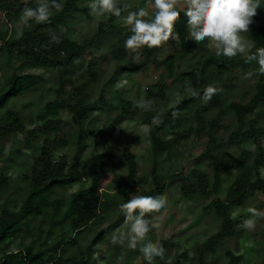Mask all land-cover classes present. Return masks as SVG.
I'll return each mask as SVG.
<instances>
[{
    "label": "trees",
    "instance_id": "trees-1",
    "mask_svg": "<svg viewBox=\"0 0 264 264\" xmlns=\"http://www.w3.org/2000/svg\"><path fill=\"white\" fill-rule=\"evenodd\" d=\"M60 0H57L59 3ZM79 0H64L62 11L51 15L49 23L37 24L31 21V27L24 28L17 36H8L6 31L0 35V71L2 72V84L0 86V140L13 134L20 133L23 146L32 148V142L44 134L47 130L56 127L61 128L65 123L59 116L61 110H66L70 115L71 123L77 128L76 148L74 154L68 158L67 155H58L57 152L64 145L63 137L49 138L44 136L39 144L38 152L32 157L30 171L23 173L22 179L28 181V189L19 203L12 207H7L5 203L0 210V264H89L88 255H80L71 258L68 263L62 252H58L62 245L68 242H76L74 238L70 240H59L56 243L47 244L53 224L67 225L74 231H79L87 226L91 221L100 216V212L107 210L109 200L102 193V188L109 173L119 166H123L125 174L114 185L116 197L119 199L114 203H126L133 196H159L164 193L167 185L177 184L181 193L186 197L202 196L208 198L207 178L201 173L198 165L204 160L213 171L212 187L218 186L219 177L226 171H234L235 178L227 188L224 198L215 193L209 202L203 206V210L211 212L219 220V227L213 234L203 241L197 248L193 257H189L186 250L175 254L169 260V255L173 248L177 247V242L171 238H162L158 242L165 248L166 253L163 258H155L156 264H186L189 261L193 264H218L209 261L208 255L217 249L227 237L236 235L235 226L237 220L231 215L234 206L245 203L247 194L254 191L264 192V179L260 176L259 167L264 162V155L261 149L264 138V126H255L251 119L253 113L258 110L264 111V75L258 77L255 83V91L251 98L246 101H231L225 107H219L225 86L222 84V77L229 70L241 66L245 69V57L238 54L231 59L227 57H217L215 50L203 57L198 65L190 70L178 73L174 79L178 83V92L182 94L183 100L173 107L166 109L162 116L163 123L153 125V116L146 112V119L151 123L148 130L149 143L151 148L152 165L148 173L140 174V169L136 156L131 148H122V157L115 161L112 154L108 152L96 153L85 170L80 169V155L85 147V139L94 136L95 132L83 128V121L90 113L91 106H98L103 103L104 95L99 93L95 101H90L89 84L96 76L95 66L97 61L94 58L88 60L86 72L83 79L75 77L76 62L82 59L90 48L97 45L101 39V33H108L109 30L99 28L93 37L83 41L69 39L61 29V25H67L73 21L75 14L84 11L78 4ZM38 0H31L29 3L35 8ZM23 4L19 0H0V9L9 17L10 12L19 13ZM180 17L175 24V32L179 33L180 43L185 44L188 35V27L185 10H179ZM113 16L109 15L111 21ZM103 24L99 25L102 27ZM113 29V27H110ZM54 32L60 37L59 43H54L50 39L49 32ZM22 32V34H21ZM110 33V32H109ZM248 36L252 41V52L256 48L264 47V21L259 16L252 18L249 25ZM124 40L119 42V46ZM193 41V40H192ZM194 42V41H193ZM3 56V57H2ZM167 64L169 75L172 74L173 61L168 56L164 60ZM29 67H41L51 69L55 73L54 96L45 103L46 109L51 113V117L40 123L35 117L34 126L27 128L24 125L21 113L12 110L7 105L18 96L31 91L42 85L46 78L41 73L28 72ZM140 65L122 66L121 69L134 70ZM200 90L210 84H218L223 89L222 93L213 96L211 101L201 104L199 98H192L185 94L186 85ZM167 83H159L155 91H147L149 95L164 97ZM196 107L194 113L195 125H189L186 129L178 128V117L189 107ZM218 108L215 117L207 118L205 112L213 108ZM177 112L173 117L172 112ZM136 113V107L130 101H122L121 111L115 117L114 123L125 118H130ZM231 113L236 125L228 139L224 143L228 145L232 141L243 140L246 136L252 138L256 148V153L247 148H241L237 155L228 157L223 148L222 139L218 137L223 128L220 123L222 115ZM249 118V119H248ZM206 133L207 140L201 155L195 160V165L186 175L174 173L172 175H161L157 170L156 155L163 151H170L181 143L183 139L189 138L192 134L201 137ZM169 135L165 139L164 135ZM18 150V149H17ZM22 154L21 149L19 148ZM1 151V149H0ZM29 157V156H27ZM8 177L4 172H0V187L5 186ZM151 183V184H150ZM150 185V188H149ZM77 188L70 194L66 201L64 197H54L58 189ZM147 188V189H146ZM154 214V213H153ZM146 218L151 219V216ZM48 217L49 223L45 235V240L31 245L26 250H11L9 246L15 238L20 237V232H31L32 221L38 216ZM105 215V214H104ZM124 215L121 209L108 226L116 228L118 222L122 223ZM39 233H44L42 220L38 222ZM107 226V227H108ZM105 235V230L101 229L90 241L91 245L98 244ZM23 236V235H22ZM45 252H47L46 256ZM241 259L240 255H233L228 264H235Z\"/></svg>",
    "mask_w": 264,
    "mask_h": 264
},
{
    "label": "rangeland",
    "instance_id": "rangeland-1",
    "mask_svg": "<svg viewBox=\"0 0 264 264\" xmlns=\"http://www.w3.org/2000/svg\"><path fill=\"white\" fill-rule=\"evenodd\" d=\"M29 1L31 0H19V3L23 4L22 10L26 7H33ZM59 3L63 5L64 0H60ZM90 3L91 0H79L78 4L84 11L75 14L73 21L69 24L61 25L64 34L74 41H83L86 38L93 37L99 28L101 31L107 29L110 32L107 34L101 33L98 44L90 48L92 53L87 52L82 59L76 62L75 77L82 80L88 60L94 58L97 61L95 66L96 76L89 84V100L91 102L95 101L100 92L104 95L103 103H99L98 106H91L89 115L83 121V128L92 130L95 134L85 139V147L79 158L80 169L85 170L92 157L99 152H108L112 154L115 161H118L122 157V148L128 147L136 156L140 169L139 173L145 174L148 173L152 165L148 137L151 123L145 120L146 112L152 114L153 117L157 115L161 117L163 112L176 101L174 93L178 92L179 86L174 79L178 73L190 70L198 65L203 57L215 49L207 40L201 43L193 42L188 31L184 45L180 43V39L170 40L160 48L148 49L145 47L135 53L129 52L124 47L126 39L132 34L131 26L126 25L124 22L127 13H123L121 17L113 16L112 20L109 21V15L107 14L104 16L90 14ZM124 3L130 5L129 11H136L140 7H145L150 14L154 11L150 7L152 0H120V6H123ZM177 9L185 10L182 6ZM21 12H10L11 15L8 17L0 9V35L5 31L8 36L19 35L23 29L20 20ZM56 12L55 9H52V15ZM255 16H259L264 21V0H260V7L257 9ZM101 24L103 26L99 27ZM111 26L113 29L110 28ZM242 35L248 43L252 44L248 33H242ZM121 40L124 41L119 46ZM246 55L247 53L242 56L245 57ZM168 56H171L173 61L171 75H169L167 64L164 63ZM1 61L0 54V63ZM133 65H140V67L130 71L121 69L122 66ZM26 70L43 74L46 78L45 82L39 87L18 96L7 106L12 110H18L22 115L24 125L30 128L36 123L35 117H38L37 120L42 123L46 118L52 116L46 109L45 103L54 96L55 73L51 69L41 67H29ZM248 73L253 75L248 76ZM259 76L256 61L247 63L245 69L237 66L225 73L222 77L225 90L219 107L223 108L231 101H248L254 94L255 83L258 81ZM2 79V72L0 71V86ZM159 83L168 84L164 97L149 95L147 91L157 90ZM142 99L153 102L152 110H143L137 106L138 101ZM125 100L130 101L136 107V113L131 115L130 118L114 123L115 117L121 111L122 101ZM201 104L203 105L204 102L202 101ZM219 107L205 112L207 118L215 117ZM195 110L196 107L193 106L182 112L178 117V126L175 129H186L189 125H195ZM59 116L65 122L63 126L47 130L32 142V148L23 146L20 133H13L0 140V172H4L8 177L7 184L0 187V210L4 203L7 207H12L24 197V193L28 189V181L22 179V175L25 172L29 174L32 157L38 152L40 141L44 136L49 138L57 136L65 139L64 145L57 152L58 155L64 154L70 158L74 154L77 128L71 123L70 115L66 110H61ZM251 119L254 120L255 126H264V111L259 109L258 112L253 113ZM220 123L224 126L218 137L222 139L221 141L224 144L230 133L236 129V125L231 113L222 115ZM169 135L171 134L164 135V138H169ZM206 142H208L206 133L203 132L201 137L192 134L170 151L158 153L155 158L158 172L161 175L188 174L193 167H197L195 160L201 155ZM261 147L263 149L260 148V150L264 155V138ZM223 148L228 157L237 155L241 148L255 150L254 155L257 151V146L254 145L252 138L249 136H246L243 140H234L228 145L224 144ZM207 162L206 160L202 161L198 167L207 178V188L210 191L208 198L199 195L186 197L181 193L177 184L167 185L164 193L159 195L165 196L168 204L160 213H154L151 216V231L147 234L146 240L157 242L162 238H171L177 242V247L173 248L169 260L183 250L187 251L189 257H193L196 248L216 232L219 227V220L211 212L206 213L203 206L215 196L217 191L219 196L224 198L228 186L235 178V172L226 171L222 173L219 177L218 186L214 188L212 187L213 171L207 165ZM258 171L264 179V162L260 165ZM124 174L125 169L123 166H119L109 173L103 184L102 193L107 197L110 204L107 206V210L101 211L100 216L87 226L79 231H74L63 223L52 225L50 237L47 239L48 245L61 239L70 240L74 238L76 241L75 243L68 242L62 245L58 251L63 253L67 263L71 258H77L85 253V255L89 254V264H147L143 253L140 251L141 245H137L136 249H131L127 247V243L121 245L111 242L113 235L118 236L120 232L127 231L124 220L122 223L118 222L119 226L116 228L108 226L120 210L121 203H114L118 199L114 191V185ZM76 189L73 187L58 189L53 196L64 197L67 201L70 194L75 192ZM250 206L256 207L258 210H264L263 191L258 190L247 194L243 205L234 206L231 209L232 217L237 220L235 226L237 233L227 237L219 244L217 249L208 255L209 261L228 264L231 256L240 255L241 259L236 261L235 264H264V218L257 220L253 230L241 226L242 221L250 215L247 211ZM41 220L42 229L45 231L42 234L39 233L38 226V222ZM48 223V217L42 215L36 217L32 221L31 227H29L31 232L21 231L20 237L15 238L9 248L13 251L17 249L24 251L31 245L37 246L38 243L45 240ZM101 229L105 230L104 237L98 244L91 245V248L88 249L90 241ZM46 253L44 256L47 255ZM154 264H156L155 261ZM186 264L193 263L192 261H186Z\"/></svg>",
    "mask_w": 264,
    "mask_h": 264
},
{
    "label": "clouds",
    "instance_id": "clouds-1",
    "mask_svg": "<svg viewBox=\"0 0 264 264\" xmlns=\"http://www.w3.org/2000/svg\"><path fill=\"white\" fill-rule=\"evenodd\" d=\"M182 6L185 11L186 23L189 35L195 43L210 41L215 49L217 57H227L229 59L238 54H245V62L256 61L258 73L264 75V47L256 48L252 52L254 45L248 43L242 33H248L252 18L256 15L260 7V0H152L150 12L145 7H140L136 11H129L130 5L124 3L120 6V0H91L89 4L90 14L95 16L111 15L124 17L126 25L131 26V35L126 39L124 47L129 52L135 53L143 48H160L170 40H178L179 33L175 32V24L180 17L177 8ZM52 9L57 12L62 11L63 5L57 0H38L35 8H24L21 12L20 20L24 28L31 27V21L37 24L49 23ZM148 18V19H146ZM22 34V32H21ZM50 39L54 43L60 42V37L54 32H49ZM248 76L253 75L248 73ZM223 89L218 84H210L200 90L193 88L190 84L184 88L185 94L192 98H199L204 103L211 101L213 96L222 93ZM175 107L182 100L183 96L174 93ZM137 106L143 110H152L153 102L142 99ZM177 112L173 111L172 116L176 117ZM163 120L159 115L153 117L152 124L160 125ZM168 200L165 196H133L126 203L120 205L124 215V224L127 231L113 235V244H125L131 249H136L141 245L140 251L143 253L147 264H154L155 258L165 256V248L157 241L146 240L147 234L151 231L152 220L146 218L153 213H160L166 208ZM250 214L242 221V227L253 230L257 220L264 218V210L256 207H248Z\"/></svg>",
    "mask_w": 264,
    "mask_h": 264
}]
</instances>
